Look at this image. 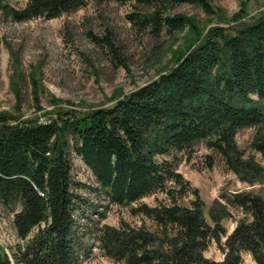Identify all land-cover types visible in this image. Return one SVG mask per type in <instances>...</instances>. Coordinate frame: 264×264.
<instances>
[{
    "label": "trees",
    "instance_id": "1",
    "mask_svg": "<svg viewBox=\"0 0 264 264\" xmlns=\"http://www.w3.org/2000/svg\"><path fill=\"white\" fill-rule=\"evenodd\" d=\"M91 1L109 0H29L23 8L3 7L25 21L60 17ZM117 1L133 2L138 10L129 19L154 36L189 27L195 41L170 69L111 106L59 108L44 120L0 112V200L20 205L14 223L26 240L12 256L0 246V264H83L89 256L79 222L84 206L97 215L100 248L123 264H241L245 253L264 264V198L243 190L221 194L211 204L209 222L198 188L177 171L175 154L204 141L241 180L264 181V167L236 141L241 129L264 124V13L246 17L238 11L231 24L202 34L185 13L167 12L190 3L212 14L208 0ZM253 147L264 158V131H257ZM73 153L92 171L96 186L75 179ZM83 189L129 208L143 222L101 224L106 210L87 200ZM158 192L165 198L155 205L141 202ZM188 193L194 199L186 203ZM232 209L244 217L227 235L222 222ZM212 241L224 253L220 262L204 254Z\"/></svg>",
    "mask_w": 264,
    "mask_h": 264
},
{
    "label": "rangeland",
    "instance_id": "2",
    "mask_svg": "<svg viewBox=\"0 0 264 264\" xmlns=\"http://www.w3.org/2000/svg\"><path fill=\"white\" fill-rule=\"evenodd\" d=\"M28 1L0 0V112H8L21 119L44 120V114L59 108L89 112L111 106L118 98L170 69L179 53L195 41L194 31L189 27L172 33L164 32L159 37L149 29L141 28L129 19L130 14L138 10L133 2L91 1L60 17H36L25 21L13 19L3 7L19 9ZM208 1L212 14L199 4L190 3L174 5L167 13L172 16L185 13L202 34L212 26L231 24V17L238 11L245 10L246 17L264 13V0ZM259 130L264 131V124L243 128L238 132L236 141L246 157L253 158L264 167V158L253 147ZM175 154L177 171L193 188H198L209 222L211 204L221 194L243 190L264 198V181L250 184L241 180L204 141L197 142L188 151ZM166 158L172 159L171 156ZM72 162L73 176L77 181L97 185L92 171L76 153L72 154ZM79 192L96 204L100 211L106 210L107 217L101 224L119 226L121 219L134 226L143 222V218L132 215L129 208L109 204L103 194L85 189ZM164 198L165 195L158 192L141 202L155 205ZM192 199L194 195L188 193L184 201L189 203ZM19 209L20 205L8 206L0 200V246L10 256L16 246L26 243L18 237L14 223L15 212ZM84 209L85 215L79 222L86 234L89 256L83 264H123L109 258L100 248L97 215L85 206ZM243 217L241 211L232 209V216L222 222L227 235ZM36 232L37 228L30 237ZM204 254L218 262L224 258L215 241L209 244ZM241 264L256 263L250 254L245 253Z\"/></svg>",
    "mask_w": 264,
    "mask_h": 264
}]
</instances>
